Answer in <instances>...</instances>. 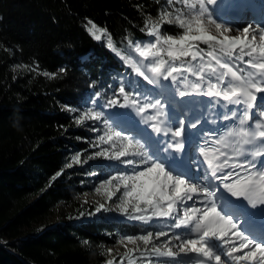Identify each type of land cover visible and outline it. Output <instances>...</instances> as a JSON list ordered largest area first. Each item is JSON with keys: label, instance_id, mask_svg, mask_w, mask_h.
<instances>
[{"label": "snow or ice", "instance_id": "snow-or-ice-1", "mask_svg": "<svg viewBox=\"0 0 264 264\" xmlns=\"http://www.w3.org/2000/svg\"><path fill=\"white\" fill-rule=\"evenodd\" d=\"M228 9H237V15L228 17ZM242 10L243 6L228 0H164L157 16L151 18L155 22L146 20L141 29L151 40L130 42L139 57L148 62L146 71L132 64L148 84L157 86L161 79L170 81L169 87L175 88L179 97H186L189 93L181 83L186 84L188 76H194L199 82L191 87L201 90L215 107L226 109L220 119L231 122L224 124L231 139L224 142V150L200 148L197 140L198 156L190 157L185 149L190 142V129L198 128L199 118L190 121L183 112L178 114L171 107L173 101H166L163 94L151 102H142L140 92H129L121 86L122 102L115 97L102 103L92 101L96 107L77 120L78 124L90 119L107 126L92 128L102 133L97 144L109 146L97 155L116 160L141 157L139 161L125 160L133 171L110 175L101 181L96 192L105 189L109 201L119 193L116 209L129 219L148 223L154 218H166L173 221L172 228L183 229L163 243L157 241L169 236L166 231L127 236L121 243L137 246L125 248L123 256L106 264H125L126 260L127 264H164L161 258L175 259L178 253L188 257L187 264H264V95H257L264 93V27L252 23L242 28L235 26L231 21L242 18ZM87 24L91 25L88 31L95 40L102 39L97 33L106 34L105 46L121 59L126 58L107 29L91 20ZM165 24L177 31L169 33ZM232 31L240 35L226 34ZM209 49H218L229 59L219 58ZM55 75L51 74L53 78ZM95 96L99 98V93ZM116 107L135 108L140 114L155 110L147 120L152 122V132L167 139L155 140L150 135L143 139L145 130H130L124 119L128 113L107 112ZM215 143H221L220 139ZM109 149H113L111 154ZM204 164L212 169L210 174L203 172ZM221 189L229 195H218ZM200 196L203 199L195 198ZM104 207L102 204L96 211ZM249 209L260 211L259 225L251 219L255 213ZM138 241L145 246L143 249Z\"/></svg>", "mask_w": 264, "mask_h": 264}, {"label": "trees", "instance_id": "trees-1", "mask_svg": "<svg viewBox=\"0 0 264 264\" xmlns=\"http://www.w3.org/2000/svg\"><path fill=\"white\" fill-rule=\"evenodd\" d=\"M163 3L0 0V264H106L104 249L118 237L158 231L156 224H130L78 204L77 198L91 190L82 183L83 174L94 173L97 181L113 165L66 167L72 154L83 158L100 149L95 138L101 132L91 135L75 126L93 100L122 102L121 86L140 92L142 102L158 98L126 59L105 46L106 34L97 33L101 41L90 35L87 21L107 29L123 55L130 42L147 40L141 29L146 20L155 22L151 18ZM15 67L28 71L18 74ZM59 204L71 208L70 220L43 226Z\"/></svg>", "mask_w": 264, "mask_h": 264}, {"label": "rangeland", "instance_id": "rangeland-1", "mask_svg": "<svg viewBox=\"0 0 264 264\" xmlns=\"http://www.w3.org/2000/svg\"><path fill=\"white\" fill-rule=\"evenodd\" d=\"M239 1L240 0H228V2L231 3V4H238ZM257 1L258 0H241V3L243 2V4H245L244 6L253 13L254 17L253 18L251 17V20L248 19L247 22L245 21V22H241L239 24H235L232 21L231 22L235 26L240 27V28H242L243 26H245L246 24H249V23H252V24H255V25H259L260 27H264V3L260 4ZM234 10L235 9H232L231 11H229V9H228L227 10V16L228 17H235L236 16V12ZM243 13H244L243 16H246L247 12H246L245 8L243 9ZM165 26H168V25L165 24ZM256 31L259 32V28H257ZM236 35H240V34L238 33ZM150 40H151V37H148L147 40H145V41H136V42L144 43V42H148ZM203 46L204 45H201V47H203ZM209 50L210 51H214V53L219 58H222V59H224L226 61L229 59L228 56L223 55V53H221L218 49H209ZM123 55L126 57L125 59H126L128 65H129V67L132 68V69H133V67H132L133 63H136L137 66H139V67H140V63L141 62H143L144 67L148 63L147 61H144L141 57H139V55L133 50V47L131 46L130 43L125 48V51L123 52ZM245 58H247V57H245ZM206 62H207V59H206ZM13 70L16 73H18V74H23V73H26L28 71V69L24 68V67H15ZM142 70L146 71V68L142 69ZM249 71H250V69H249ZM134 73L138 77H140L135 71H134ZM147 74H149V73H147ZM150 74H149V76H151ZM140 78H142V77H140ZM145 82L147 83V81H145ZM148 85L152 88L153 91L156 92L158 97L161 94H163V98L166 101H173V104L171 105V107L176 108L177 111H178V114H179V112H181L182 105L187 106V104H185V103H178V102L175 101V92L172 89V87H169L170 81H164V80L161 79L157 86H153V85H150V84H148ZM93 101H97V99L93 100ZM95 107H96V104L91 102V104L88 107L84 108V110L82 112V115L88 109L95 108ZM107 112L128 113V115L124 119L129 123L130 128H131L130 130L141 131L139 129V128H141L140 126L144 125V123L146 121H148L147 120V116L150 115V114H153L155 112V110H148L145 113L140 114V113H138L136 111L135 108H119V107H116V108L108 109ZM77 120H75V126L87 131L91 135L96 134V131H92L91 126L99 125L102 128H106L107 127L106 125L98 124L97 122L91 121L90 119H84L83 122L79 123V124L77 123ZM144 130H146V133L148 132L147 126L145 127ZM144 132H142L143 133L142 137H143V139H146V133L144 135ZM97 138H98V136L95 138L96 141H97ZM96 147L97 148L100 147V149L97 150L95 153L87 155V156H85L83 158L79 157V162L76 161V157L78 155L72 154L70 156V160H69L66 168H68V169H70V168H85L88 165L100 164L102 162H105V163H107L109 165H113L114 170L109 172L107 176H102L101 175L99 177V180H97V181H94L92 179L93 177H95L94 173L88 172L87 174H83V177L85 179L83 180L82 183L83 184L85 183V184L91 186V190H89L86 193L80 195L77 198L76 201L81 206H91V207H93L95 209V211H96L97 207H99L100 205L103 204L105 207L103 209H101V211L106 213V214L111 215L114 219L119 220V221H125V222H128L130 224L135 223V222L141 223L142 221L129 219V218H127V216L121 215L119 213V211L116 209V203L118 202L116 200V197L119 196V193H116V195L113 197V200L109 201L108 198H107L105 189H101L100 192H96V188L99 187V184L101 183V181L105 180L110 175L133 171V166L127 165L126 163H124V161L127 160V159H124V157H122L120 160H116L115 158L107 159L104 156L97 155V153L103 151L104 148H108V147H106V145H101V146L99 145L98 146V144H97ZM112 151H113V149H109V154H111ZM69 164H71V167H68ZM192 167L194 169L196 168L193 164H192ZM118 169H120V170L117 172ZM112 190L114 191V189H112ZM195 198L196 199H203L202 196L195 197ZM189 203H191V202H189ZM196 206L199 207L201 205L197 204ZM71 215H72V212H71V208L69 206L63 205V204H59L53 210L52 214L48 217V219L44 222L43 226L51 227V226L58 225L60 222H68L70 220V218H71ZM149 223L156 224L158 226V231H166V232L169 233L168 237H161L159 239V241H157V243H163L165 240L169 239L173 233H179V232L183 231V229L172 228L171 225H172L173 221L171 219H166V218L156 219V218H154ZM124 238L125 237H118L115 244H113L111 246H108V247H105L104 251H105L107 260H112L114 258L116 260H118L120 256H123L125 254V248L130 250V249H133V248H135L137 246V245L127 244L126 241L124 243H121V241ZM175 243L176 242L173 241V245H175ZM137 244H138V246L141 249H143L145 247L142 242L138 241ZM109 250H111V254H109ZM174 251H175V248H174ZM245 251H247V250H245ZM137 255H139V253H137ZM161 259H163L165 261H171V262L176 261V264H187L188 257L185 256L182 253H178L177 256L175 257V259H173V258H161Z\"/></svg>", "mask_w": 264, "mask_h": 264}, {"label": "bare ground", "instance_id": "bare-ground-1", "mask_svg": "<svg viewBox=\"0 0 264 264\" xmlns=\"http://www.w3.org/2000/svg\"><path fill=\"white\" fill-rule=\"evenodd\" d=\"M246 2V1H245ZM240 3V4H239ZM239 3L237 5H241L243 6V9L245 8L246 9V16H243L244 13H243V10H242V18L240 19H233L232 22H234L235 24H239L241 22H247L248 19L251 20V17L253 18V13L247 9L243 4V2L241 3V0L239 1ZM232 9H229V11H231ZM236 12V15H237V9L234 10ZM255 14V13H254ZM256 15V14H255ZM256 18V17H255ZM258 19V18H257ZM259 20V19H258ZM247 25V24H246ZM227 35L229 36H235L236 34H238V32L236 31H232V32H229V33H226ZM240 34V33H239ZM143 61V60H142ZM140 67L142 69H145L144 65H143V62L140 63ZM150 74V73H149ZM148 74V75H149ZM151 75V74H150ZM199 81L196 80V78L194 76H188V79H187V83H181V87L183 88V90L187 91L189 93L188 96L186 97H179L178 94L176 93V89L172 87V89L174 90L175 92V101L178 102V103H185L187 104V106H184L182 105V109H181V112H183L185 114V116L187 117L188 120H196L197 118H200L201 117V110L203 108V105L205 103H207L210 99L207 97V96H204L201 94V90H197V89H194L191 87V85L193 83H198ZM258 96H261V95H264V93H258L257 94ZM257 103H259V101H257ZM179 109V108H178ZM151 121H146L144 123V125H141L139 128L140 130H144L145 127L147 126V129H148V132L146 133V130L144 132V135L146 133V139L149 137L150 135V128H151ZM149 124V125H148ZM131 129V128H130ZM192 129H190V132H191ZM143 135V133H142ZM161 137H158V138H154L155 140H160ZM161 139H167L166 137H162ZM190 142H192L190 140ZM205 182H207V180H205Z\"/></svg>", "mask_w": 264, "mask_h": 264}]
</instances>
